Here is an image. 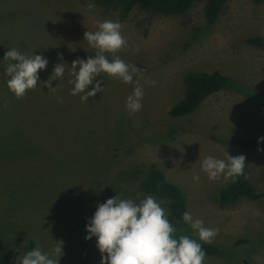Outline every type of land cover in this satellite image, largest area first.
<instances>
[{"label": "rangeland", "instance_id": "374dc122", "mask_svg": "<svg viewBox=\"0 0 264 264\" xmlns=\"http://www.w3.org/2000/svg\"><path fill=\"white\" fill-rule=\"evenodd\" d=\"M87 5L84 0H0V264H16L28 240L42 252L63 240L59 264H101L96 238L85 240L97 204L117 194L152 195L170 213L169 200L144 186L151 169L183 190L194 219L219 229L212 244L228 258L206 257L203 264H264V197L221 204L218 193L231 181H209L201 170L209 155L243 154L249 180L264 194V151L230 144L264 134V48L248 43L264 39V3L231 0L210 27L202 4L184 15L138 7L123 22ZM104 19L123 25L130 47L119 53L121 59L156 81L145 85L143 107L132 116L125 101L133 85L106 74L96 78L104 81L103 93L88 102L81 101L82 94L70 95L72 62L95 55L84 33L96 31ZM13 48L49 61L38 73L37 87L19 100L5 75L4 55ZM62 62L68 66L62 81L51 82L52 88L59 85L54 93L44 82ZM213 71L230 77L231 85L211 94L191 115L171 118L169 110L186 95L184 77ZM169 220L175 223L171 213ZM190 237L198 239L193 230Z\"/></svg>", "mask_w": 264, "mask_h": 264}, {"label": "clouds", "instance_id": "9594fccd", "mask_svg": "<svg viewBox=\"0 0 264 264\" xmlns=\"http://www.w3.org/2000/svg\"><path fill=\"white\" fill-rule=\"evenodd\" d=\"M89 0L88 9L95 8ZM123 25L110 19L97 21L96 31H86L84 41L94 49V56L86 60L77 58L71 64L73 79L70 95H80L82 102L89 97L103 93V79L97 80L101 74L114 78L124 84L133 85V92L126 98L125 108L129 116L138 113L143 107L145 85L155 86L156 81L146 80L144 72L133 64L121 59L119 53L130 47L127 38L122 34ZM136 53L139 46L132 47ZM111 57V59H109ZM62 61V54L58 53ZM4 60L9 61L5 75L9 90L19 99H23L28 90H34L39 80V71L46 69L49 61L43 55H26L15 48L8 50ZM66 63L54 65L52 75L44 86L52 92L59 89L51 87L53 80L62 81L65 76ZM68 66V65H67ZM141 81H144L141 83ZM89 86H92L89 90ZM58 101L63 102L59 97ZM7 107V105H5ZM264 143V137L258 139V145ZM257 151L264 149L257 148ZM246 156H230L218 159L211 155L201 163V170L207 174L209 181L223 177L225 182L235 181L245 176ZM198 175L193 176L199 181ZM170 213L152 195L137 194L135 199L121 198L120 195L108 198L104 203L97 204L93 217L87 222L85 240L96 238V247L101 254V264H203L206 252L202 244L186 235V229L169 220ZM183 224L188 225L198 240L211 244L219 234L218 228L204 226L203 220L193 217L191 212L182 215ZM64 241L54 240L50 252H42L36 247L17 257L16 264H59L64 256Z\"/></svg>", "mask_w": 264, "mask_h": 264}, {"label": "trees", "instance_id": "16d2710c", "mask_svg": "<svg viewBox=\"0 0 264 264\" xmlns=\"http://www.w3.org/2000/svg\"><path fill=\"white\" fill-rule=\"evenodd\" d=\"M89 3V0H84ZM231 0H91L102 14H113L119 21H126L135 8L154 10L163 15H184L197 4L203 5V14L207 26H214L222 12L224 6ZM254 4L264 3V0H251ZM251 45L264 48L262 37L248 39ZM137 67V66H136ZM186 85L185 97L173 105L169 110V116L173 119L183 118L196 112L202 102L220 90L231 85L230 77L219 71L213 72H192L184 77ZM263 135L254 137H241L230 141V144L243 150L257 151V148L264 149V143L258 145V139ZM145 188L153 195L169 200L171 217L175 223L186 229L187 235L191 236L192 230L182 222V215L187 210L188 201L183 190L176 184L170 182L166 175L157 169H151L147 173L144 181ZM264 197L259 193L253 183L249 180L248 170L245 167V176L231 181L229 185L220 189L216 200L221 204H231L241 198L253 201ZM264 237V236H263ZM198 240V239H196ZM264 243V238L261 239ZM202 244L206 257L228 258L225 251L215 244ZM240 242L236 243V245ZM36 248L34 242L28 240L27 252Z\"/></svg>", "mask_w": 264, "mask_h": 264}, {"label": "water", "instance_id": "95a60500", "mask_svg": "<svg viewBox=\"0 0 264 264\" xmlns=\"http://www.w3.org/2000/svg\"><path fill=\"white\" fill-rule=\"evenodd\" d=\"M246 264H249V263H246Z\"/></svg>", "mask_w": 264, "mask_h": 264}]
</instances>
